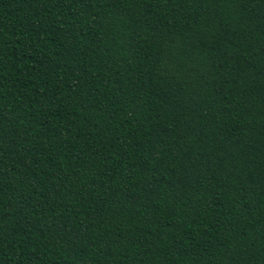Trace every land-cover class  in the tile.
Here are the masks:
<instances>
[{
	"label": "trees",
	"instance_id": "trees-1",
	"mask_svg": "<svg viewBox=\"0 0 264 264\" xmlns=\"http://www.w3.org/2000/svg\"><path fill=\"white\" fill-rule=\"evenodd\" d=\"M0 264H264V0H0Z\"/></svg>",
	"mask_w": 264,
	"mask_h": 264
}]
</instances>
